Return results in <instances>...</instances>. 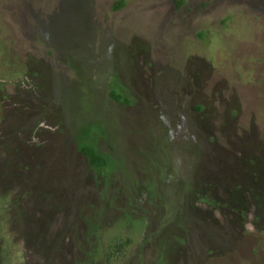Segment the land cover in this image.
Here are the masks:
<instances>
[{"label":"rangeland","instance_id":"rangeland-1","mask_svg":"<svg viewBox=\"0 0 264 264\" xmlns=\"http://www.w3.org/2000/svg\"><path fill=\"white\" fill-rule=\"evenodd\" d=\"M119 1L0 0V264H264V0Z\"/></svg>","mask_w":264,"mask_h":264},{"label":"trees","instance_id":"trees-1","mask_svg":"<svg viewBox=\"0 0 264 264\" xmlns=\"http://www.w3.org/2000/svg\"><path fill=\"white\" fill-rule=\"evenodd\" d=\"M176 2H177L179 7H181L185 4V0H177ZM125 3H126L125 0H120L115 5V9L116 10L122 9L125 6ZM110 96L115 101L129 105V106L135 104V102H136L129 95H124L117 90H113L111 92ZM97 130L98 129H96L95 126H91V125L87 126V127H85V126L83 127V130L81 131V133L83 134V136L86 139L88 138V141L81 145L80 151L82 152V154H84V156H86L89 159L92 167H94L96 169H107L110 166H112L113 160H111V158L109 156H106L105 154L101 153L97 149L96 145L94 144L95 141L91 135V132L92 131L97 132ZM80 139L82 140V138H80ZM257 162L255 159L254 164L258 168V171L256 172L254 170L252 174H254V172H256L259 175H262V177L264 178V157L262 158V160L257 159ZM255 165L254 166L251 165V168L254 169ZM250 186H251L250 184H244L241 187L242 189L240 187H236L235 190L229 191V193L227 194V196L225 198L219 197L217 194L214 195L216 193V190H215L214 194L212 192L207 194V195L205 194L202 201L205 203V205L213 207L214 209H216L217 206H222V205H223V207L228 206L230 209H232V213H233V216L235 218V221L239 222V221H241L242 218L245 219V215L242 213H246L247 208L250 209L252 206H254L256 209H259L260 205H262L261 201L263 202V199H264V197H263L264 193L261 190L255 189V188L252 189ZM247 191L248 192L250 191L249 193H251V195H253L252 197H254L253 198L254 203H252L250 198L247 197V195H246L248 193ZM194 212H195V210H193V213ZM192 215L193 214H190V216H191V218H190L189 213L187 215V212H186V214L184 215V218L180 217V219L183 218L185 224L189 225V224H192ZM193 221L196 222V220H193ZM176 224H179V223H176ZM202 227L205 230V228H207V224L206 225L204 224ZM201 232L203 233V231H201ZM165 235H166V233H165ZM183 241H184L183 239H180L179 242H177L178 245L176 247L179 249H180V246L185 247L186 244H183ZM168 242H170V241H166V243H168ZM129 244H130L129 240L126 243L118 242V243L110 244L106 247L107 252L103 254V256H104V258L102 257L103 259L101 258L102 255L100 253H98V251L96 253H92V255L90 257L93 258L92 260H95L96 258L99 257V264L105 263L102 261L104 259H105L104 261H106L107 264H112L113 260H117L119 258L122 259L125 256L126 249H127V246ZM163 247H165L164 244H163ZM167 251H165V253H164L165 255L168 254Z\"/></svg>","mask_w":264,"mask_h":264}]
</instances>
